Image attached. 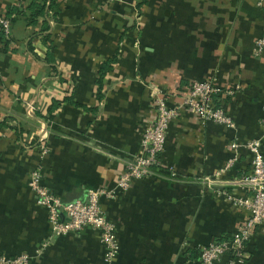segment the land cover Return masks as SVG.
Wrapping results in <instances>:
<instances>
[{
  "label": "crops",
  "instance_id": "crops-1",
  "mask_svg": "<svg viewBox=\"0 0 264 264\" xmlns=\"http://www.w3.org/2000/svg\"><path fill=\"white\" fill-rule=\"evenodd\" d=\"M31 1L0 0L11 27L7 40L0 31V255L26 253L29 264H106L98 230L51 235L27 185L40 165L43 183L63 201L96 188L113 192L100 199L116 224L111 264H200L204 244L231 237L248 217L227 200L246 193L230 182L251 169L243 144L260 138L264 156V54L253 49L264 34V4L52 0L48 14L32 21ZM193 80L221 89L214 102L233 128L180 107ZM160 95L178 108L163 166L119 189ZM233 141L237 159L225 168ZM238 264H264V224L253 229Z\"/></svg>",
  "mask_w": 264,
  "mask_h": 264
},
{
  "label": "built area",
  "instance_id": "built-area-1",
  "mask_svg": "<svg viewBox=\"0 0 264 264\" xmlns=\"http://www.w3.org/2000/svg\"><path fill=\"white\" fill-rule=\"evenodd\" d=\"M108 2H122L123 0H107ZM258 6L264 0H254ZM10 18L0 13V31L5 40L10 35ZM254 55L264 54V34L254 41ZM238 88V86H236ZM221 89L210 80H193L186 93L182 96L180 107L191 110L201 121H211L228 128L235 126L234 120L224 108L217 106L214 95ZM227 93L231 94L232 90ZM28 113L32 114L33 106L28 105ZM178 108L168 105L163 96L154 100L153 120L144 130L141 137L140 153L135 155L126 165V170L119 176L117 186L125 190L133 179H143L153 174V167H162L161 153L164 149L166 131L171 119L176 115ZM260 125L264 135V105ZM39 148L44 153L47 150L45 133H40ZM251 153V169L230 182L242 188L246 193L242 197L227 196L235 205L244 208L248 217L240 225L237 232L231 237L214 239L200 248V264H217L222 257L227 256L225 264L242 263L245 259V245L251 237L255 227L264 224V156L261 150V139L254 138L243 144ZM238 142H231L233 153L228 158L225 168H228L237 159ZM167 171L172 168L167 166ZM212 179L209 178L208 181ZM213 182V180L211 181ZM28 187L36 196V203L46 211V217L52 236H61L84 227L99 231V241L104 248V261L111 264L119 251L116 236V224L106 216L101 205L102 197H110V190L103 188L92 189L85 199L63 201L43 183L42 168L35 166L29 173ZM63 214V218L60 217ZM30 257L26 253L13 256L0 255V264H29Z\"/></svg>",
  "mask_w": 264,
  "mask_h": 264
},
{
  "label": "trees",
  "instance_id": "trees-1",
  "mask_svg": "<svg viewBox=\"0 0 264 264\" xmlns=\"http://www.w3.org/2000/svg\"><path fill=\"white\" fill-rule=\"evenodd\" d=\"M53 7V1L52 0H41L38 2V0H32L31 4L28 6V8L31 11V19L32 21L36 20L37 16H46ZM8 16V15H5ZM53 103L52 105L48 108V112H50L53 109Z\"/></svg>",
  "mask_w": 264,
  "mask_h": 264
},
{
  "label": "water",
  "instance_id": "water-1",
  "mask_svg": "<svg viewBox=\"0 0 264 264\" xmlns=\"http://www.w3.org/2000/svg\"><path fill=\"white\" fill-rule=\"evenodd\" d=\"M60 217L63 218V214H60Z\"/></svg>",
  "mask_w": 264,
  "mask_h": 264
}]
</instances>
